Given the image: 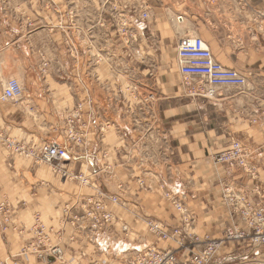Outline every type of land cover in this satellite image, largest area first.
I'll use <instances>...</instances> for the list:
<instances>
[{
	"label": "crops",
	"instance_id": "1",
	"mask_svg": "<svg viewBox=\"0 0 264 264\" xmlns=\"http://www.w3.org/2000/svg\"><path fill=\"white\" fill-rule=\"evenodd\" d=\"M148 2L149 16L146 24L136 29L138 43L134 44V50L139 54L147 52L143 60L156 66L159 72L149 74L152 88L148 93L140 90L137 93L139 98L151 96L148 106L159 114L157 126H163L164 134L155 138L152 131L147 132L148 135H141L137 130L126 134L131 124L124 122L123 110L117 112L116 132L107 135L108 143L115 145L108 153L116 155L118 183H128L132 190H117L121 193L122 206L118 205L115 221L104 231L110 237L106 243L122 241L107 250V257L105 253L96 256L107 258V264H126L127 257L134 255L133 246L142 239L154 241L144 226L141 210L159 214L166 220L173 217L170 205L162 204L155 192L146 194L129 182L133 169L125 164L142 149V138L138 141V136L143 137L145 143L156 144L144 150L157 158L156 175L170 186L181 183L188 218L193 220L187 224L193 227V232L207 233L212 238L221 235L229 222L228 209L221 198L226 187L234 194L246 193L254 206L264 207V0ZM120 6L121 11L126 7ZM133 11L138 18L141 11L135 12L134 8ZM177 16L182 17L181 22L176 20ZM47 32L44 26L29 28L20 35L17 45L6 46L7 27L0 23V94L10 78L17 79L22 86L20 99L0 101V134L16 136L19 141L36 138L69 146L59 131L66 114L72 110V76H44L39 65L46 59L52 64H72V54L66 53L61 42L47 41L50 38ZM191 35L202 38L223 66L246 74L247 84L218 88L212 99L184 96L185 82L179 71L180 76H173L160 69L163 66L177 68V44L181 38ZM116 50L124 55L125 44L118 43ZM178 77L182 78V89L178 88ZM89 112L90 125L95 131L98 125H104V121L98 122L104 111L92 106ZM102 137L104 144L105 134ZM233 140L246 147L248 164L253 170L214 163L213 156ZM72 160L82 161L91 171H97L91 148L84 154L71 151V166ZM132 162L131 159L127 165L131 167ZM50 171L32 163L27 156L7 151L0 143V200H7L10 206L5 230L0 218V260L5 259V264H61L59 259L45 261L30 256L25 260L22 257L20 246L32 238L30 215L33 211L40 212L47 229L50 228L51 242L63 247L66 260L72 258L70 264L76 261L90 264L95 257L93 245L87 241L92 233L89 219H76L71 227L69 222L67 226H59L55 215L62 206L61 187L66 185ZM157 179L152 182L156 183ZM41 181L48 182L49 188L40 185ZM51 196L53 200L47 199ZM157 210L160 212L156 213ZM120 226H127V237H122ZM110 232L121 239L113 238Z\"/></svg>",
	"mask_w": 264,
	"mask_h": 264
},
{
	"label": "rangeland",
	"instance_id": "2",
	"mask_svg": "<svg viewBox=\"0 0 264 264\" xmlns=\"http://www.w3.org/2000/svg\"><path fill=\"white\" fill-rule=\"evenodd\" d=\"M120 4L126 6L125 11H121ZM148 6V0H126L124 3L120 0L118 3L116 0H0V23L7 27L4 42L6 46L14 43L17 45L16 41L20 35L27 32V29L44 26L49 31L46 35L50 36L47 41L61 42L66 53L72 54V64H52L51 60L49 62V59H46L40 61L39 70L44 76H72V110L66 114L64 124H61L62 129L59 132L65 137L72 149V154L74 152L84 154L88 148L93 150L97 171H91L88 165L86 166L84 162L78 160H72V166L69 163L70 160L55 161L53 164L41 162L35 156L40 154L39 147L46 141H38L36 138L19 141L16 136L3 137L0 134V143L11 140L14 144L13 148L7 149L3 146L7 151L19 156H27L32 160V163L41 165L46 170L50 169L54 177L61 178L62 184L66 186L61 187L62 206L57 208L55 217H57L61 227L67 226L66 224L69 223L68 226L71 227L72 222L76 219H89L92 233L87 241L92 243L95 256L90 264H107V258H97L96 256L105 253L104 256L107 257V250H110L114 244L118 246L119 242L122 241L110 240L109 243H106L110 237L104 231L111 227V222L115 221L118 215V205L122 206L121 193L117 190L131 189L128 183H118L116 155H109L108 153L109 149L115 145V143H108L107 135L116 132L117 112L123 110L124 122L131 124V126L128 124V130H125L126 134L133 130H137L141 135L152 131L154 138L156 135L164 134L163 126H157L158 118L160 119L159 114L153 113L148 106L151 96H140L141 98H139L137 93L138 90L148 93L149 88H152L151 82H149L151 78L149 74L159 72L156 70V66L151 65L147 60H143L147 52L144 51L139 54L134 50V44L138 43L136 29L140 28V24H146L147 20L140 21V14L145 10L148 12ZM133 8L135 12L141 11L138 18H135ZM56 36H60L61 39L58 40ZM118 43L119 45L125 44L126 52L124 55L118 54L116 50ZM160 71L167 73V75L172 73L173 76H180L177 68L163 66ZM102 74L106 76H102ZM181 80L182 78L178 77V88L182 89ZM152 83L154 85V81ZM184 84V96L205 98L196 94H189V87L186 86L188 84ZM193 86L192 88H194ZM213 96L205 99H212ZM21 97L22 95L17 99ZM92 106L101 109V112L104 111L98 120V122L104 121V125L101 123L95 131L90 125L89 109ZM68 118H72V124L67 123ZM103 134H105L104 144L102 143ZM141 138L140 147L142 149L131 158L133 165L131 167L127 165L131 159L125 164L127 168L129 167L128 169H133V175H130L131 180L129 182L135 183L146 194L155 192L158 198L162 199V204L170 205L173 217L170 218L171 220H166L159 214L156 216L150 211L141 210L140 216H142L144 226L154 241L142 239L137 246H133L131 251L133 250L134 255L127 257L126 264H138L137 259L145 255L146 249L144 247L154 248L161 252L171 250L180 259L185 251L176 242L181 238V229L186 227V233L201 234L196 231L193 232V227L187 224V221L192 223L193 220L188 218L187 207L183 200L185 194L181 183H173L170 186L156 175V172L159 171V167L156 166L157 158L144 151L145 148L156 146V144L153 142L152 145L151 141L145 143L143 137L140 136H138V141ZM230 144L222 151H225ZM20 148L23 149V154H20L18 150ZM216 154L213 156L215 164L242 168L237 164L215 161ZM119 165L123 166L121 162ZM244 168L253 170L250 165L248 168ZM156 177L158 178L157 182H152V180H156ZM48 184L46 181L40 182V185L45 187H48ZM227 189L226 187L223 190L221 198L228 209ZM47 199L53 200L52 196ZM9 207L7 200H0L2 230L8 228ZM159 212L157 210L156 213ZM30 216L32 218L30 223L32 238L20 246L22 257L25 260L30 256L40 259L38 255L55 247L61 251L58 258L61 264L72 263V258L66 260L64 257L63 247L58 243L53 244L51 242L50 228L47 229L48 225L42 220L40 212L33 211ZM120 228L122 237H127L129 233L127 226H120ZM110 233L114 235L113 238L121 239V236L116 237L114 232ZM171 236H175L176 240ZM101 246L103 247L101 248ZM5 262V259L0 260V264H5ZM75 264L82 263L76 261Z\"/></svg>",
	"mask_w": 264,
	"mask_h": 264
},
{
	"label": "built area",
	"instance_id": "3",
	"mask_svg": "<svg viewBox=\"0 0 264 264\" xmlns=\"http://www.w3.org/2000/svg\"><path fill=\"white\" fill-rule=\"evenodd\" d=\"M148 16L145 10L140 14L139 20H146ZM176 20L181 22L182 17L178 16ZM176 64L184 82L188 84L186 86L189 87V94L208 98L213 96L218 88L243 87L247 84L245 74L219 63L207 44L196 35L179 40L176 48ZM21 95V84L15 79H9L0 94V101L16 100ZM67 123L72 124V118H68ZM6 142L1 144L7 149L13 148L14 144L11 140ZM18 150L20 154L24 153L22 148ZM71 151L69 146L46 141L39 147L40 154L33 156L41 162L53 164L55 161L70 160ZM248 155L245 146L238 141H232L225 151L216 154L214 160L248 168ZM226 197L230 217L219 237L212 238L207 233L189 234L185 232L186 227H184L180 231V240L171 236L185 249L180 259L171 250L161 252L144 247L145 255L136 262L138 264H264V207L253 206L244 192L234 194L227 189ZM60 255L61 251L53 247L38 257L42 258L41 260L52 261L58 259Z\"/></svg>",
	"mask_w": 264,
	"mask_h": 264
},
{
	"label": "bare ground",
	"instance_id": "4",
	"mask_svg": "<svg viewBox=\"0 0 264 264\" xmlns=\"http://www.w3.org/2000/svg\"><path fill=\"white\" fill-rule=\"evenodd\" d=\"M10 79H15V78H10ZM9 80V79H8ZM7 80V81H8ZM15 80H17V79H15ZM7 81L5 82V84H4V86L6 85V83H7ZM18 81V80H17ZM19 82V81H18ZM20 83V82H19ZM4 88V87H3ZM3 90V89H2ZM46 165V164H45Z\"/></svg>",
	"mask_w": 264,
	"mask_h": 264
}]
</instances>
